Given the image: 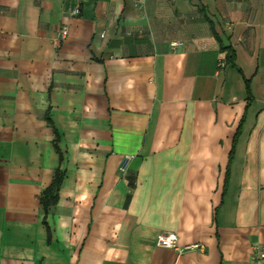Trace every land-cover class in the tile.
<instances>
[{"label":"crops","instance_id":"crops-1","mask_svg":"<svg viewBox=\"0 0 264 264\" xmlns=\"http://www.w3.org/2000/svg\"><path fill=\"white\" fill-rule=\"evenodd\" d=\"M258 245L264 0H0V264H264Z\"/></svg>","mask_w":264,"mask_h":264},{"label":"trees","instance_id":"trees-1","mask_svg":"<svg viewBox=\"0 0 264 264\" xmlns=\"http://www.w3.org/2000/svg\"><path fill=\"white\" fill-rule=\"evenodd\" d=\"M228 51L227 53V61L229 63H232L233 65H235L234 62V54L232 52V49H226ZM246 88H247V93H248V100L250 101L251 99V94H250V88H249V82H247L246 84ZM47 121L48 124L53 128L54 133H55V138L53 140V145L55 148V151L59 154V159L62 160V152L59 148V135L57 133L56 128L53 125V122L51 120V118L47 115ZM65 175V171L63 169H61L60 167H58L55 170L54 173V177L52 180V183L50 184V186H48L41 194L40 196V200L43 206V209L45 211V213L48 212V210L50 209V207L55 206L58 199H59V191L61 188V183L63 181ZM44 222H46L44 220Z\"/></svg>","mask_w":264,"mask_h":264},{"label":"built area","instance_id":"built-area-1","mask_svg":"<svg viewBox=\"0 0 264 264\" xmlns=\"http://www.w3.org/2000/svg\"><path fill=\"white\" fill-rule=\"evenodd\" d=\"M74 14H79L80 10L77 8L73 11ZM62 36H67L68 29L67 27H64L61 32ZM104 36V34H102ZM179 42H173L172 46H177ZM131 161V156L127 155L123 158L122 164H121V170L125 171ZM158 244L169 247V248H176L177 247V235L175 233L171 232H165L160 234L158 237ZM257 256L260 258H264V245H258L255 247Z\"/></svg>","mask_w":264,"mask_h":264}]
</instances>
